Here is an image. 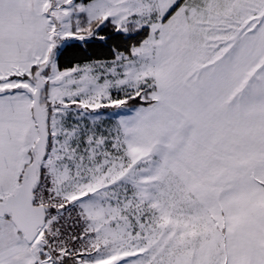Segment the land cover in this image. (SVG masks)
Here are the masks:
<instances>
[{
  "label": "snow or ice",
  "instance_id": "6c2138e0",
  "mask_svg": "<svg viewBox=\"0 0 264 264\" xmlns=\"http://www.w3.org/2000/svg\"><path fill=\"white\" fill-rule=\"evenodd\" d=\"M0 264H264V0H0Z\"/></svg>",
  "mask_w": 264,
  "mask_h": 264
}]
</instances>
